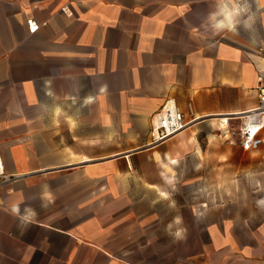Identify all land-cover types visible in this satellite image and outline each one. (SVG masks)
Instances as JSON below:
<instances>
[{"label": "crops", "instance_id": "1", "mask_svg": "<svg viewBox=\"0 0 264 264\" xmlns=\"http://www.w3.org/2000/svg\"><path fill=\"white\" fill-rule=\"evenodd\" d=\"M247 3L217 33V0H0V264H264V224L236 237L193 180L169 188L258 105L264 7ZM169 100L189 125L156 144Z\"/></svg>", "mask_w": 264, "mask_h": 264}, {"label": "rangeland", "instance_id": "2", "mask_svg": "<svg viewBox=\"0 0 264 264\" xmlns=\"http://www.w3.org/2000/svg\"><path fill=\"white\" fill-rule=\"evenodd\" d=\"M230 124L237 131L240 121ZM234 138L233 142L217 137L208 146L207 155L191 156L178 174L176 186L169 188L174 190L173 196L185 192L191 196L193 180L198 187L193 194L194 205L202 207L207 202L203 211L214 215L216 221H230L233 234L239 237L240 231L264 224V205L258 203L264 200V151H245Z\"/></svg>", "mask_w": 264, "mask_h": 264}, {"label": "built area", "instance_id": "3", "mask_svg": "<svg viewBox=\"0 0 264 264\" xmlns=\"http://www.w3.org/2000/svg\"><path fill=\"white\" fill-rule=\"evenodd\" d=\"M62 11L67 15H72L69 7H64ZM28 25L30 33H35L40 28L37 21L33 19L28 21ZM256 53L264 59V39L256 48ZM260 81L261 84L257 89L259 91L258 105L244 113L229 118V122L223 129L228 140L233 139L232 141L234 142V137H237L239 145L245 151H252L264 144V76L260 77ZM188 112L190 115L194 113L192 102L188 104ZM234 120L240 121V126L237 131H233L231 128L230 122ZM151 124L153 142L158 144L182 132L187 128L189 122L186 121L184 112L177 104L173 100H169L152 116ZM223 127L224 126H222V128ZM1 178H3V182L8 180L4 177V170L0 160V179Z\"/></svg>", "mask_w": 264, "mask_h": 264}, {"label": "clouds", "instance_id": "4", "mask_svg": "<svg viewBox=\"0 0 264 264\" xmlns=\"http://www.w3.org/2000/svg\"><path fill=\"white\" fill-rule=\"evenodd\" d=\"M258 3L261 7H264V0H258ZM249 12L250 6L247 3V0H243V3H241V0H217L216 11L210 13L208 19L217 33L222 30L235 32L237 26L241 22V18L244 15L249 14ZM252 20L253 15H248V19L244 21L245 27H250ZM169 183H171V181H169ZM163 195L167 196V193H164ZM258 203L264 205V200H261ZM12 211L13 213L18 214L20 209L18 206L14 205ZM25 211L27 214L21 217L24 221H31L36 215L32 209H25ZM181 222V217L177 216L174 218L175 224L179 225ZM169 227H171V225H169ZM184 231V229L178 228L175 232L176 239H183Z\"/></svg>", "mask_w": 264, "mask_h": 264}, {"label": "bare ground", "instance_id": "5", "mask_svg": "<svg viewBox=\"0 0 264 264\" xmlns=\"http://www.w3.org/2000/svg\"><path fill=\"white\" fill-rule=\"evenodd\" d=\"M229 117H226V122H223V120L222 119H220V122H219V124L221 125V126H225L228 122H229ZM0 160H1V157H0ZM1 163H2V160H1ZM2 167H3V164H2ZM3 170H4V167H3Z\"/></svg>", "mask_w": 264, "mask_h": 264}]
</instances>
